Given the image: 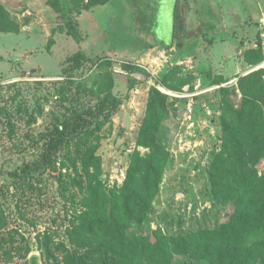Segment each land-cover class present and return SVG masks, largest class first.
Listing matches in <instances>:
<instances>
[{
	"label": "rangeland",
	"instance_id": "1",
	"mask_svg": "<svg viewBox=\"0 0 264 264\" xmlns=\"http://www.w3.org/2000/svg\"><path fill=\"white\" fill-rule=\"evenodd\" d=\"M0 4L17 24L0 31V264H31L33 255L39 264L65 263V249L76 248L70 230L87 210L90 178L110 199L136 151H150L138 139L154 88L167 96L160 134L170 158L147 220L130 232L187 234L230 220L234 201L215 197L211 173L223 145L222 89L236 86L230 98L241 108L239 78L264 67L263 60L241 74L226 70L244 51L236 40L258 30L237 21L244 23L247 11L259 18L264 0ZM231 9L238 19H229ZM153 33L172 34L171 46L140 51L155 43ZM211 34L230 44L217 68L208 59ZM187 86L196 94L192 118L189 98L178 96ZM257 168L264 174V157ZM173 264L212 263L177 255Z\"/></svg>",
	"mask_w": 264,
	"mask_h": 264
},
{
	"label": "trees",
	"instance_id": "2",
	"mask_svg": "<svg viewBox=\"0 0 264 264\" xmlns=\"http://www.w3.org/2000/svg\"><path fill=\"white\" fill-rule=\"evenodd\" d=\"M15 26L0 4V31H15ZM153 46L148 43L142 49ZM245 60L251 65L264 60L261 41L245 52ZM238 89L241 108H235L230 98L231 93L237 95V87L222 89L223 145L211 170L215 197L234 201L230 220L187 234L166 235L160 228L146 235L130 232L147 220L170 158L160 134L167 96L154 88L138 139V146L150 151L146 155L136 151L123 186L110 199L101 193V183L90 178L87 210L70 230L76 248L65 249L64 264H173L177 255L212 264H264V174L259 175L257 168L264 157V67L242 75ZM63 130L59 127V134Z\"/></svg>",
	"mask_w": 264,
	"mask_h": 264
},
{
	"label": "crops",
	"instance_id": "3",
	"mask_svg": "<svg viewBox=\"0 0 264 264\" xmlns=\"http://www.w3.org/2000/svg\"><path fill=\"white\" fill-rule=\"evenodd\" d=\"M247 11V10H246ZM232 15L235 19H238V14L236 15V13L234 11L229 10L228 11V16L231 17L229 18L231 21H232ZM230 21V22H231ZM241 21H237V24L236 26H246V25H250V26H256L258 27V30L251 33L250 34V31H245L247 34L244 35L245 37H247V39H237V43H241L240 46H238L240 48H243L244 51H241V57H240V61H236V60H233L232 62L229 61L228 64L230 66V69L229 68H226V70L230 73L232 72H237V73H242L241 71L245 69L248 70V69H251V67H253V65H251L250 63H248L246 60H245V52L247 50H250V49H254V48H257L258 44H259V41L260 40V36H263V33L261 31H263V27L262 25H264V5H261V15H259V18L255 17V14L251 15L250 13L248 14V11H247V15H246V21L243 23H240ZM263 23V24H262ZM174 35V34H173ZM210 38L211 37H215V42L213 43L212 47H211V51H210V56L208 57V59H210V57L212 58L210 61H209V64H211L212 66L215 65V68L216 67V64H218L220 62V60L224 59V55H223V50H228V48H230L228 45H230L229 43L227 42H221L219 43L218 42V38H216L215 35L211 34V36H209ZM208 37V38H209ZM223 40V38L221 39ZM225 40V39H224ZM173 41V39H172ZM154 46H160V45H164V46H167L168 44H166L165 42H161V43H152ZM222 44V45H221ZM146 50V49H145ZM140 51H144L143 49H141ZM218 66V65H217ZM219 67V66H218ZM219 73H222V72H219ZM236 73V74H237ZM219 75H225L224 73L222 74H219Z\"/></svg>",
	"mask_w": 264,
	"mask_h": 264
},
{
	"label": "water",
	"instance_id": "4",
	"mask_svg": "<svg viewBox=\"0 0 264 264\" xmlns=\"http://www.w3.org/2000/svg\"><path fill=\"white\" fill-rule=\"evenodd\" d=\"M153 37H152V40L155 42V43H161V42H165L166 44H170L171 41H172V34H168V35H164V36H158L157 34L155 35V33L151 34ZM150 35V36H151ZM30 263L31 264H39V257L37 255H33L30 259Z\"/></svg>",
	"mask_w": 264,
	"mask_h": 264
},
{
	"label": "built area",
	"instance_id": "5",
	"mask_svg": "<svg viewBox=\"0 0 264 264\" xmlns=\"http://www.w3.org/2000/svg\"><path fill=\"white\" fill-rule=\"evenodd\" d=\"M30 73L31 72H29V74ZM189 91H190V87L187 86V87L184 88V92L181 95H178V96L179 97H188L189 98L186 114L192 118L194 113H195V102H194V100H192L190 98L195 96L196 94H191V93H189Z\"/></svg>",
	"mask_w": 264,
	"mask_h": 264
}]
</instances>
